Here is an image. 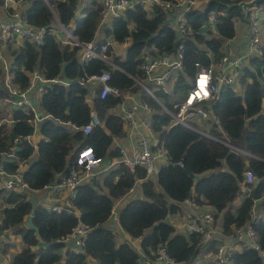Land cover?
Segmentation results:
<instances>
[{
  "label": "trees",
  "instance_id": "obj_1",
  "mask_svg": "<svg viewBox=\"0 0 264 264\" xmlns=\"http://www.w3.org/2000/svg\"><path fill=\"white\" fill-rule=\"evenodd\" d=\"M28 1L24 17L29 25L46 28L56 16L62 26L68 27L75 19L73 35L78 41L98 45L110 42L105 55L112 57L117 68L113 69L101 60L81 62L78 47L60 45L49 32L41 47L25 41L21 48L8 50V75L12 86L25 89L28 85L26 74L34 70L43 74L46 80L57 78L67 83L66 86L52 85L40 99L42 115L48 118L38 123L41 140L36 150L27 140L35 133L32 116L12 109L11 126L0 124V154L11 155L4 163L5 170L17 172L19 164L23 163L22 179L30 192L41 191L69 174L75 168L76 153L83 148H91L95 157L103 160L111 161L119 156L118 148H113L112 144L115 139L124 138L123 122L110 111L122 102V97L100 99L96 95L89 104L87 98L92 88L86 81L90 77L107 71L110 73L108 86L121 94L139 93L141 88L131 77L144 79L139 70L144 57L173 54L182 44L183 71L167 85L171 93L156 92L165 107L171 108L170 97L182 94L190 87L197 71L195 64L204 68L214 65L223 56L224 42L235 38L236 23H247L246 14L235 6L240 0H204L203 12L191 11L185 16V24L191 28L192 35L182 37L173 30L174 15L156 6L152 13L135 7L107 22L102 40H97L95 35L101 13L98 1L87 4H82L81 0ZM3 6L4 0H0V10ZM211 13L217 16V36H201L202 26ZM126 42L129 45L124 59L114 57L112 43L123 45ZM241 87L240 94L236 88ZM236 88L221 89L218 97L205 107L210 118L203 130L222 142L202 137L182 126H171L170 117L142 94L155 111L151 128L170 158L155 183L145 181L142 168L131 170L120 164L101 174L92 185H79L71 206L60 213L36 207L24 192L8 191L2 195L4 190L0 187V234L11 233L21 240V250L9 264H88V258L98 264H138L141 255L127 243L117 245L113 232L102 226L112 216L114 202L123 198L136 181L142 182L144 199L126 203L117 218L126 235L141 241V251L147 258H154L152 254L159 246L165 247L166 254L176 264H186L200 255L215 252L218 239L204 243L197 235H179L166 218L181 215L179 205L192 199L200 207L214 210L215 219L220 215L222 232L230 237L234 229L243 228L250 222L254 202L264 197V57L249 59ZM10 98L4 72L0 71V99ZM91 111L95 112L100 125L94 126L85 136L79 129L90 123ZM224 143L246 155L234 153ZM35 151V162L28 164ZM221 167L225 171L214 172ZM246 171L254 176L252 184L243 182ZM156 184L159 190L155 189ZM242 190H245L243 199L234 208L236 196ZM29 215H33V225L38 229L40 240L27 227ZM80 224L89 229L83 253L76 254L69 249L61 253L66 244L63 241ZM252 229L259 249L264 252V219L252 224ZM45 244L49 246L42 248ZM230 264H264V258L244 246L232 254Z\"/></svg>",
  "mask_w": 264,
  "mask_h": 264
},
{
  "label": "built area",
  "instance_id": "obj_2",
  "mask_svg": "<svg viewBox=\"0 0 264 264\" xmlns=\"http://www.w3.org/2000/svg\"><path fill=\"white\" fill-rule=\"evenodd\" d=\"M242 1V0H240ZM101 5L99 28L106 25L112 19L120 17L127 10L134 9L135 7H142L149 13L153 12V8L159 7L163 12L174 15L173 30L180 34V36H191L192 30L185 23V16L194 11L195 8L204 0H175L173 3H162L159 0H98ZM25 3V4H24ZM29 1L22 2L24 5L21 9L10 8L6 6L7 18L0 21V62L2 61V51L11 49L15 43L19 42L21 47L25 41L34 44L36 47H41L44 42V37L47 32L52 34L60 45L68 47H78L80 53V61L83 63L91 60H101L107 66L117 69L112 61V57H106L110 42L102 45L96 43L81 44L77 37L70 33L67 27L62 26L57 17L46 28H34L29 25L24 13L29 7ZM6 5V3H5ZM4 5V7H5ZM247 21V37L245 43L240 47V52L236 54L233 50V43L231 40L224 42V53L219 61L214 65L207 68L199 64H195L197 69L194 78L190 81L191 84L188 90L182 96L180 101H172L170 97L169 103L171 108L165 107L162 99H160L156 92L168 91L167 85L170 84L176 75L183 71V46L179 44L175 53L169 55H162L158 57L145 56L144 60L139 66L144 79L138 80L131 79L141 88L137 93L140 99L135 102H130L128 105L124 102V94L118 90L108 86L110 80V73L103 72L99 76L90 77L86 83L95 85L92 91V98L99 96L104 99L107 96L122 97V102L116 107L118 110L115 116L121 118L124 127L125 138L128 142V153L125 147H118L119 156L109 161L104 165V160L97 158L91 148H83L76 153L75 168L66 176H63L57 183L50 184L44 189H49L55 197L63 198L59 205L49 208L51 211L60 213L65 208L71 206V202L75 199L76 188L83 184L89 183L92 185L93 181L100 174H105L116 166L122 164L125 167L133 170L136 167L142 168L145 174V181L157 180L161 168L170 163V158L163 148L158 136L153 132L151 120L155 113L148 101L142 98V94L149 97L161 109V113L166 114L171 119V126H182L202 137L219 141L218 139L209 135L203 128L208 126L209 113L205 107H209L211 101L218 97V94L223 88H235L243 67H245L252 57H264V4L250 8L246 13ZM217 16L211 13L207 22L202 26L201 36H217ZM97 30V31H98ZM96 36V35H95ZM28 78V85L25 89L21 90L18 87L7 84L5 86L12 98L0 99L4 106L11 109L21 110L23 114L32 116L34 127L48 116L39 114L40 99L46 94L47 90L52 85H64L67 83L59 79L46 80L44 75L39 71L34 70L26 74ZM129 93V92H128ZM32 95L38 97V101L32 100ZM13 123L12 121L10 122ZM100 125V122L95 112H90V123L81 127L79 130L83 135H89L94 126ZM29 137L27 140L30 142ZM225 144V143H224ZM236 154L246 155L239 149H236L228 144ZM11 155L0 154V185L6 191L24 192L28 190L22 179V174L25 169L23 163L19 164L17 172L8 173L5 170L4 163ZM103 163V164H102ZM103 167H101L102 165ZM182 166L181 163H178ZM100 170L96 171L97 169ZM244 184H252L254 176L252 172L246 171L244 173ZM137 182V181H136ZM135 185V184H134ZM134 187V186H133ZM133 187L129 190L128 194L132 192ZM247 191V195H248ZM65 194L63 197L62 195ZM238 192L236 197L240 196ZM264 205V197L260 199ZM259 201V200H257ZM254 202L251 220L243 228L233 230V235L227 237L221 231L223 237L231 239L230 241H221L215 247L213 258L209 264H230L231 256L235 251H241L244 246L252 248L257 251L262 258L264 252L259 249L257 238L252 224L264 219V206L261 214L255 212ZM183 205L184 214L182 216V223L179 228V235L184 236H199L204 243L213 239L215 233L218 232L215 226L216 212L204 211L192 199H187L181 203ZM218 217H221L220 215ZM89 229L80 224L63 242L68 245V249L76 254L83 253V246L87 238ZM239 248V249H237ZM154 258L150 259L144 256L140 259L138 264H176L165 251V247L159 246L152 254Z\"/></svg>",
  "mask_w": 264,
  "mask_h": 264
},
{
  "label": "crops",
  "instance_id": "obj_3",
  "mask_svg": "<svg viewBox=\"0 0 264 264\" xmlns=\"http://www.w3.org/2000/svg\"><path fill=\"white\" fill-rule=\"evenodd\" d=\"M90 1H92V0H81V3L82 4H87V3H89ZM96 1H98V0H96ZM242 1H250V0H242ZM5 3H6V5H5ZM25 4V3H24ZM201 4V3H200ZM199 4V5H200ZM4 5H5V7L3 6L2 8H1V10H0V21H3L4 19H6L7 18V14H6V11H5V9H6V6H7V8L8 7H10V8H18V9H21L24 5L22 4V2H14V0H4ZM198 5V6H199ZM198 6L195 8V10L194 11H200V10H198ZM240 23V24H239ZM240 26V27H239ZM105 27V25L103 26V27H101V28H99V30H98V32H97V34H96V39L97 40H102V37H103V28ZM246 37H247V23H243L242 21L240 22V21H238L237 23H236V36H235V38L234 39H232V43H233V50H234V52L236 53V54H238L239 52H240V47H242L243 45H244V43H245V39H246ZM112 46H113V49H114V51H115V43H112ZM128 47V46H127ZM126 47V48H127ZM19 48H21V44L19 43V42H17V43H15L14 44V46L11 48V49H19ZM8 50H10V49H8ZM8 50H4V51H2V61L0 62V66H4L5 65V63L7 62V59L10 57L9 56V51ZM125 51H126V49H125ZM124 51V52H125ZM116 57V56H115ZM9 64L6 66V71L4 72V75H5V78L8 80V78H10V76L8 75L9 74ZM5 67V66H4ZM95 87V85H90V88H92V87ZM95 88H92V90L90 91V93H89V96H88V98H87V102L89 103V104H91V102H92V100H93V98H92V100L90 99V97H92V91L94 90ZM237 89V88H236ZM239 89V88H238ZM168 91H170V88H168ZM124 102H125V104L126 105H128L130 102H135V101H138L139 99H140V96H138L137 95V93H126V94H124ZM32 100L33 101H38V97H36L35 95H32ZM8 110H9V113H11L12 111V109L11 108H9V107H7V106H5ZM4 108V105H2L1 104V102H0V115H1V119H0V124H4V123H6V124H8L9 126H11V119H9V121L8 122H6V120H4L3 118H4V116L5 115H7V114H4L3 113V109ZM39 114H40V116L42 115V112H41V109H39ZM110 113L111 114H117L118 113V110H117V108H115V109H113L112 111H110ZM69 128H70V130H73V128L72 127H70V126H68ZM36 130H37V128H38V124L36 125ZM34 135V134H33ZM33 135L31 136V138H30V144L33 146V145H35L34 143H33V141H32V137H33ZM112 147L113 148H118V147H125L126 149H127V152L129 153L130 151H131V149H129V146H128V142H127V140H126V138H125V135H124V138H122V139H115L114 141H113V144H112ZM36 148H37V145H36ZM33 157V156H32ZM103 164V163H102ZM101 164V165H102ZM103 166V165H102ZM101 166V167H102ZM99 169H100V167H99ZM97 171H98V169H97ZM196 180H198V177H196ZM153 183H155L156 182V180L155 181H152ZM141 185H142V182L141 181H137L136 183H135V185H134V187H133V190H132V192L131 193H127L126 195H129L130 197L128 198H125L126 197V195L123 197V198H121V199H119V200H117V201H115L114 202V207H113V214H112V217H114V222H115V227H116V229H117V235L115 236V239L116 240H118V243H117V241H116V243H117V245L118 244H123V243H127V244H129V245H131L137 252H138V254H140L141 255V258L142 257H144L145 255H144V253H142V251H141V248H140V240H133V239H131L128 235H126L121 229H120V227H119V223H118V213H119V211H120V209L126 204V203H128L129 201H131L132 200V197L134 196V195H136V194H138V195H142L143 196V194H142V191H141ZM155 189L156 190H159L158 189V187H157V184L155 185ZM36 191H34V192H30V191H24V193H26L27 195L29 194V193H32V194H36L35 193ZM38 192H45L46 193V195H44V197L42 198V197H36V202H35V206L37 207V206H42V207H44V208H47V209H49V208H51V207H53V206H55V205H59L60 203H61V201L63 200V198H61V197H59V198H57V197H55V195L49 190V189H43V190H41V191H38ZM37 192V193H38ZM22 193V192H21ZM240 196L239 197H237V200L233 203V207L234 208H236L238 205H239V203H240V199H243V196H244V193H245V190H242V191H240ZM63 197L65 196V194H63L62 195ZM45 199V200H44ZM143 199H144V196H143ZM1 200V199H0ZM46 203V204H45ZM258 203H261L262 204V206L261 207H258ZM180 206V208H181V211H182V213H181V215H180V220L179 221H176V222H173V223H171L173 226H174V228H175V231H176V233L178 234L179 232H180V230H179V228H180V226H181V223H182V216H183V214H184V207H183V205H179ZM263 203H262V201L261 200H259V201H257L256 202V204H255V212L257 213V214H261L262 213V211H263ZM204 211H208V212H212V211H214V210H212L211 208H209V207H205V206H203V207H201ZM1 212V211H0ZM0 219H1V215H0ZM0 222H1V220H0ZM215 226H216V228H217V230H218V232L217 233H215V235L213 236V239H218L219 241L218 242H221V241H230L231 239H229V238H227V237H223L222 235H221V231H222V228H221V218L220 217H218L216 220H215ZM11 235V233H9V234H0V264H9V262H10V259H11V257L12 256H14L16 253H18L20 250H17L16 252H13V251H15L14 250V246H13V242L12 241H10V242H8V238H9V236ZM115 235V234H114ZM5 249V251L4 252H2L3 250ZM237 249H239V248H237ZM65 250L67 251L68 250V245H65L64 246V249L61 251V253H64L65 252ZM12 252V253H11ZM13 254V255H12ZM213 253H209V254H207V255H203V257H204V263L205 262H207L208 261V259H209V261H210V258H211V255H212ZM12 255V256H11ZM89 259H91V258H88L87 259V263L89 264ZM93 260V259H92ZM205 264H207V263H205Z\"/></svg>",
  "mask_w": 264,
  "mask_h": 264
},
{
  "label": "rangeland",
  "instance_id": "obj_4",
  "mask_svg": "<svg viewBox=\"0 0 264 264\" xmlns=\"http://www.w3.org/2000/svg\"><path fill=\"white\" fill-rule=\"evenodd\" d=\"M206 4V1L205 2H203L202 4H200L199 6H198V10H200L201 12H203V10H204V5ZM74 21H75V19L72 21V23L67 27V29H68V31L70 32V33H73V29H74ZM244 23V22H243ZM240 24V23H239ZM240 27V26H239ZM129 45V43L128 42H126L125 44H123V45H120V44H115V51L113 52V56L115 57H118V58H121V59H124V51H125V49H126V47ZM112 59V58H111ZM113 61V60H112ZM9 64V59H7V62L5 63V67L4 66H0V71H3V72H5L6 71V66ZM5 81H8L7 82V84L9 85L10 84V82H11V79L10 78H8V80L5 78ZM189 82V81H188ZM190 84H191V82H190ZM189 84V85H190ZM92 88H95L94 86L92 87ZM236 88V87H235ZM236 91L238 92V93H242V87L241 88H239V89H236ZM185 93V92H184ZM184 93H182V94H176L175 96H173V97H171L172 98V101L174 102V101H180L181 99H182V96L184 95ZM4 110H3V113L4 114H7V115H5L4 116V120H6V122H8L9 121V119H10V113H9V110L4 106V108H3ZM2 115V114H1ZM1 115H0V119H1ZM41 140V135L38 133V128H37V130H36V128H35V133H34V135H33V137H32V141H33V143L35 144V145H33V148H34V150H36V145H38V143H39V141ZM35 160H36V151L34 152V154H33V157L31 158V159H29V161H28V164H32L33 162H35ZM109 163V159H104V165L105 164H108ZM103 165V166H104ZM102 166V167H103ZM101 169V168H100ZM100 169H98V170H100ZM97 171V170H96ZM219 171H225V168L224 167H221V168H218V169H216V170H214V172L216 173V172H219ZM101 175V174H100ZM100 175H98L97 177H99ZM0 187H1V185H0ZM2 188V187H1ZM3 189V188H2ZM4 191H3V194L2 195H5V194H8V191L6 192V190L5 189H3ZM38 191H36L35 193L36 194H32V193H29L28 194V200L29 201H31L33 204H35V202H36V197H44V195H46V193L45 192H38ZM129 198L130 196L129 195H126V197L125 198ZM135 199H143V196L141 195H138V194H136V195H134L133 197H132V200H135ZM45 200V199H44ZM46 204V203H45ZM262 206V204L261 203H258V207H261ZM180 220V215H176V216H172V217H167L166 218V221L168 222V223H173V222H176V221H179ZM102 226L105 228V229H107V230H109V231H111V232H113V234H115V236L117 235V229H116V227H115V222H114V217H110L105 223H103L102 224ZM147 232H149V231H147ZM116 240V239H115ZM10 241H12L13 243V246H14V250L15 251H13V252H16L17 250H20L21 249V240H20V238L19 237H17V236H15L14 234H11L10 236H9V238H8V242H10ZM117 241V243H118V240H116ZM49 246V244H45V245H43L42 246V248H47ZM12 253V252H11ZM214 253L215 252H213V254L211 255V258H210V260L213 258V256H214ZM13 255V254H12ZM11 255V256H12ZM204 255H206V254H204ZM13 257V256H12ZM11 257V258H12ZM204 257L202 256V255H200L199 257H197V258H194V259H192V260H190L188 263H186V264H205V263H207V264H209V259H208V261L207 262H205L204 263ZM89 264H98L95 260H92V259H89Z\"/></svg>",
  "mask_w": 264,
  "mask_h": 264
},
{
  "label": "water",
  "instance_id": "obj_5",
  "mask_svg": "<svg viewBox=\"0 0 264 264\" xmlns=\"http://www.w3.org/2000/svg\"><path fill=\"white\" fill-rule=\"evenodd\" d=\"M264 4V0H250V1H240L235 4L237 8H239L242 12L246 13L250 8ZM48 29V27H46ZM27 227L33 230L40 240L38 229L33 225V215H29L27 219Z\"/></svg>",
  "mask_w": 264,
  "mask_h": 264
}]
</instances>
